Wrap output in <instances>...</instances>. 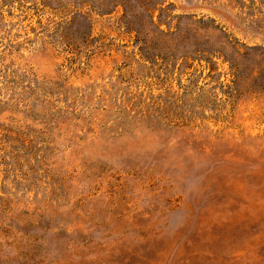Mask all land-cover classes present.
Here are the masks:
<instances>
[{"label": "rangeland", "instance_id": "rangeland-1", "mask_svg": "<svg viewBox=\"0 0 264 264\" xmlns=\"http://www.w3.org/2000/svg\"><path fill=\"white\" fill-rule=\"evenodd\" d=\"M0 264H264V0H0Z\"/></svg>", "mask_w": 264, "mask_h": 264}]
</instances>
